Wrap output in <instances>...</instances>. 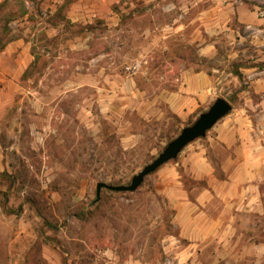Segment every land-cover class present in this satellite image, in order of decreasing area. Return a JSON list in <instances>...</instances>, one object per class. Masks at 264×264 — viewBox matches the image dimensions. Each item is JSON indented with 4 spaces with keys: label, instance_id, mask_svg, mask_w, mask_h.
Masks as SVG:
<instances>
[{
    "label": "rangeland",
    "instance_id": "1",
    "mask_svg": "<svg viewBox=\"0 0 264 264\" xmlns=\"http://www.w3.org/2000/svg\"><path fill=\"white\" fill-rule=\"evenodd\" d=\"M122 1L128 13L121 29L104 32L102 22L76 24L58 35V3L3 0L0 52L9 42L20 47L13 62L0 55V264H49V256L58 257L59 264H101L98 257L108 250L122 262H165L173 214L158 181L187 147L136 192L104 189L96 201L98 183L131 184L198 119L183 125L161 104L163 113L147 120L135 104L123 108V99L92 86L101 68L129 73L133 63L149 60L140 69L154 72L151 59L168 57L165 49L173 43L163 29L174 11ZM148 29L157 32L145 33ZM70 40L78 47L70 49ZM94 58L109 63H91ZM7 71H13L12 86L1 80ZM73 75L76 87L68 82ZM130 134L136 136L128 139ZM205 140L192 144H206L209 155L223 151ZM177 169L188 186L200 185Z\"/></svg>",
    "mask_w": 264,
    "mask_h": 264
},
{
    "label": "crops",
    "instance_id": "2",
    "mask_svg": "<svg viewBox=\"0 0 264 264\" xmlns=\"http://www.w3.org/2000/svg\"><path fill=\"white\" fill-rule=\"evenodd\" d=\"M46 1L58 3V35L66 25L76 24L102 22L104 32L121 29L128 13L122 0ZM133 4L163 5L169 14L174 11L163 29L167 39L173 38L165 49L168 57L151 59L156 70L150 73L144 68L135 73L101 68L92 86L107 97L123 99V108L135 104L147 120L163 113L161 104L183 125L218 98L233 107L205 137L210 147L223 151L209 155L206 144H191L172 168L160 174L157 190L173 214L164 239V264H264V16L260 14L264 0H135ZM69 43L70 49L78 47L73 40ZM151 44L155 46V41ZM19 47L20 43L9 42L0 55L13 62ZM90 62L109 63L97 58ZM141 62L147 66L150 61L133 64ZM73 77L68 82L76 87ZM14 79L13 71H7L1 80L12 86ZM145 83L151 84V91ZM6 92L12 94L10 89ZM177 166L200 185L188 186ZM53 257L49 256V264H59ZM99 261L146 264L134 259L122 262L111 250L102 252Z\"/></svg>",
    "mask_w": 264,
    "mask_h": 264
},
{
    "label": "water",
    "instance_id": "3",
    "mask_svg": "<svg viewBox=\"0 0 264 264\" xmlns=\"http://www.w3.org/2000/svg\"><path fill=\"white\" fill-rule=\"evenodd\" d=\"M233 107L227 100L218 98L214 104L190 126L185 127L182 132L171 141L164 151L149 165H147L138 175L134 176L129 185H112L104 182L97 184V199H101L104 189L112 192H136L144 183L145 179L158 171L162 166L175 161L183 150L195 141L205 138L207 133L224 117H226Z\"/></svg>",
    "mask_w": 264,
    "mask_h": 264
},
{
    "label": "built area",
    "instance_id": "4",
    "mask_svg": "<svg viewBox=\"0 0 264 264\" xmlns=\"http://www.w3.org/2000/svg\"><path fill=\"white\" fill-rule=\"evenodd\" d=\"M260 14H261L262 16H264V13H263V12H260ZM139 68H140L139 65L134 64V65H132V66L127 67V71H128L129 73H135V72H137V71L139 70Z\"/></svg>",
    "mask_w": 264,
    "mask_h": 264
},
{
    "label": "trees",
    "instance_id": "5",
    "mask_svg": "<svg viewBox=\"0 0 264 264\" xmlns=\"http://www.w3.org/2000/svg\"><path fill=\"white\" fill-rule=\"evenodd\" d=\"M4 6V2L0 5V8H2ZM34 64H35V62H34Z\"/></svg>",
    "mask_w": 264,
    "mask_h": 264
}]
</instances>
